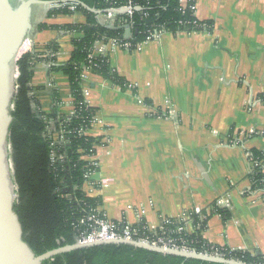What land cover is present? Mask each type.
I'll return each mask as SVG.
<instances>
[{
	"label": "crops",
	"instance_id": "0c3cea01",
	"mask_svg": "<svg viewBox=\"0 0 264 264\" xmlns=\"http://www.w3.org/2000/svg\"><path fill=\"white\" fill-rule=\"evenodd\" d=\"M193 2L196 17L213 22L212 31L164 32L133 51L96 49L130 87L94 73L85 84L97 119L87 134L101 140L92 194L102 199L108 217L132 223L140 218L153 226L227 196L228 217L212 212L202 237L264 260V195L247 192L249 151L264 156V0ZM48 12L38 19L34 13L28 37L41 56L32 84L46 113L70 115V79L51 70L46 56L53 43L58 63L67 62L82 33L60 26L82 25L86 16ZM97 17L116 21L112 13ZM42 23L51 26L40 29ZM242 136L243 143L231 142Z\"/></svg>",
	"mask_w": 264,
	"mask_h": 264
},
{
	"label": "trees",
	"instance_id": "16d2710c",
	"mask_svg": "<svg viewBox=\"0 0 264 264\" xmlns=\"http://www.w3.org/2000/svg\"><path fill=\"white\" fill-rule=\"evenodd\" d=\"M98 10L121 8L130 0H80ZM134 11L104 12L116 15L114 25L101 23L98 14L75 4V11H82L86 16L84 24L60 26L71 31H79L82 37L75 39V49L67 62L58 63V46L48 45L46 58L53 71L63 70L70 79L73 108L75 114L46 113L37 97V88L32 84L34 67L41 56L33 50L23 53L17 60L18 76L14 81V98L11 106L12 122L9 128V152L16 186L15 211L23 227L24 240L38 255L68 244L77 242L75 223L90 208L100 205L99 196H89L83 189L85 174L89 171V161L84 156L96 152L95 145L101 142L99 137L83 135L81 129L91 126L96 109L86 101L83 93L81 72L84 65H92V73L109 78L123 89L130 87L125 78L113 71L109 57L89 55L95 42L119 39L131 42L134 47L145 41L150 35L161 32L178 33L204 32L213 30L212 21H202L195 11L181 5L182 0H132ZM69 5V3H67ZM67 5L50 9L48 16L59 13H73ZM103 13V14H104ZM51 25L42 23L40 29ZM55 27H58L55 25ZM127 28L132 29V36H126ZM137 30V33L135 31ZM54 55L50 56V53ZM56 53V54H55ZM91 64H90V63ZM264 102V94L261 95ZM65 129L67 141L55 143L56 133ZM70 131V132H69ZM55 153L56 161L53 160ZM64 156V159L62 158ZM254 157L264 158L263 154L253 151ZM252 189L264 187V170L257 167L249 175ZM228 217L227 210H219ZM200 223L195 219V223ZM199 224L196 226L198 227ZM203 222L195 229L193 238L198 241L199 249L207 242L201 235ZM228 256L241 259L248 264H262L260 255L235 250ZM43 264H223L199 259L166 255L144 248L126 244H104L58 254Z\"/></svg>",
	"mask_w": 264,
	"mask_h": 264
},
{
	"label": "water",
	"instance_id": "95a60500",
	"mask_svg": "<svg viewBox=\"0 0 264 264\" xmlns=\"http://www.w3.org/2000/svg\"><path fill=\"white\" fill-rule=\"evenodd\" d=\"M82 4L98 15L104 12H127L126 7L98 10L80 0H0V264H43L44 261L73 250L104 244H126L150 251L177 255L223 264H248L241 259L225 258L205 253L164 248L149 243L110 239L88 243L68 244L42 254H36L24 240L23 227L15 211L16 198L13 169L9 152V128L12 122L11 106L14 98L15 70L18 55L34 27V13L38 6L47 10L60 8L65 3ZM137 30L135 33H137ZM127 28L126 36H132Z\"/></svg>",
	"mask_w": 264,
	"mask_h": 264
},
{
	"label": "built area",
	"instance_id": "2783aa9c",
	"mask_svg": "<svg viewBox=\"0 0 264 264\" xmlns=\"http://www.w3.org/2000/svg\"><path fill=\"white\" fill-rule=\"evenodd\" d=\"M189 2L187 4H182L183 7L188 6ZM64 6L67 5V3L63 4ZM190 7L195 11V4L190 3ZM70 10L75 11L76 7L75 4L69 3L67 5ZM127 13L129 15L133 14L134 11V5L133 1L130 0V2L125 5ZM166 32V31H164ZM161 32L160 34L164 33ZM160 34L156 35H150L145 41L139 43L137 47H134L133 44L129 41L122 42L119 39H109L104 40V38H101L95 42L91 49V53L89 55L90 62L91 59L94 57H97L96 55V49H98L99 46L107 47L108 45H111L112 49L115 48H121L129 51L136 50L139 46L144 44L147 41H151L153 39H156ZM32 47V41L30 39H27L21 50L22 54L31 50ZM21 54V55H22ZM54 55L52 52L50 53ZM56 54V53H55ZM20 55V56H21ZM103 57H108L105 54L102 55ZM89 62V63H90ZM91 64V63H90ZM113 67V66H112ZM113 71H116L113 67ZM92 73V65H84L81 72V79L83 82V93L85 96V99L87 101L86 95L88 93V88L86 87V83L88 81L89 75ZM18 76V70L16 68L15 70V79ZM88 102V101H87ZM73 108V107H72ZM172 113V111L168 112ZM75 114V110L71 111L69 118ZM96 114L91 120V126L82 128L80 133L83 135H88L87 132L89 129L96 124ZM68 132L65 129H62L56 133L55 137V143L59 142L60 144H64L67 139L65 137V133ZM70 132V131H69ZM243 136L240 138H237L232 140L231 142L237 144V143H243ZM97 144L95 145V149L97 148ZM250 155V174L254 173L256 171L257 167H261L264 170V158L261 159L260 157H254L253 151H249ZM53 160L56 161L55 153L53 155ZM96 152L84 156L83 158L89 161L90 169L85 174V183L83 186V189L89 196H93V191L96 188V183L92 178V174L99 168V160L96 157ZM62 158L64 159V156L62 155ZM251 185L247 192L251 193H258L261 192V194L264 195V187L261 189L254 190L252 189V180L250 178ZM16 191V186H15ZM101 205H97L96 207L90 208L87 212H85L81 218L75 223V229L77 230V242L78 243H88V242H94V241H101V240H110V239H126V240H134V241H140L149 243L151 245L160 246L164 248H171V249H178V250H185V251H192V252H199V253H205L208 255L213 256H219V257H225V258H231L228 256L230 253L235 251L236 249L223 246V245H216L214 243L207 242L206 247L204 249L200 250L198 246V241H196L193 238V235L195 233V229L200 227V223L204 222L207 217L213 212V213H219V210H227L230 206V201L227 198V196H221L215 199L211 205H208L207 207H201V206H195L193 208L188 209L182 215L171 218V217H162L160 220V223L158 226H153L147 221H143L139 218V220L136 223H132L130 221L121 219L116 220L108 217V215L102 211ZM145 210L139 209V216H144ZM195 219H199L200 223H195ZM202 232V230H201ZM242 252H245L244 250H240ZM251 255H255L251 253ZM235 259V258H234ZM240 260V259H238ZM264 264V263H262Z\"/></svg>",
	"mask_w": 264,
	"mask_h": 264
},
{
	"label": "rangeland",
	"instance_id": "374dc122",
	"mask_svg": "<svg viewBox=\"0 0 264 264\" xmlns=\"http://www.w3.org/2000/svg\"><path fill=\"white\" fill-rule=\"evenodd\" d=\"M44 6H38L37 8H36V10H35V14H36V16H35V18L36 19H38L39 18V16H44V14H45V8H43Z\"/></svg>",
	"mask_w": 264,
	"mask_h": 264
},
{
	"label": "bare ground",
	"instance_id": "6f19581e",
	"mask_svg": "<svg viewBox=\"0 0 264 264\" xmlns=\"http://www.w3.org/2000/svg\"><path fill=\"white\" fill-rule=\"evenodd\" d=\"M22 51H23V50H21V51H20V53H19L18 57H19V56L22 54Z\"/></svg>",
	"mask_w": 264,
	"mask_h": 264
}]
</instances>
